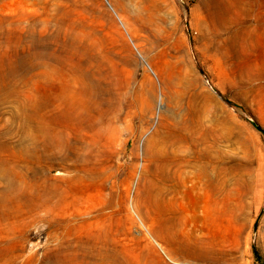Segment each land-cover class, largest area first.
<instances>
[{"label": "rangeland", "instance_id": "rangeland-1", "mask_svg": "<svg viewBox=\"0 0 264 264\" xmlns=\"http://www.w3.org/2000/svg\"><path fill=\"white\" fill-rule=\"evenodd\" d=\"M0 264H264V0H0Z\"/></svg>", "mask_w": 264, "mask_h": 264}, {"label": "bare ground", "instance_id": "bare-ground-1", "mask_svg": "<svg viewBox=\"0 0 264 264\" xmlns=\"http://www.w3.org/2000/svg\"><path fill=\"white\" fill-rule=\"evenodd\" d=\"M80 122L81 121H78V126H80ZM64 130H65V133H67L66 129ZM47 136H48V142L51 143L52 138L53 137L55 138L56 135L52 133L50 129H48ZM61 150H63L62 143L59 145V153ZM51 155H52V149L49 144L48 149H47V156L50 157ZM209 164L211 165V163ZM201 165L203 169L204 183L209 189V194H212V193L219 194L221 192L222 182H221L220 175L218 174V170L215 167H214V171H212V169H208L206 161H202Z\"/></svg>", "mask_w": 264, "mask_h": 264}]
</instances>
